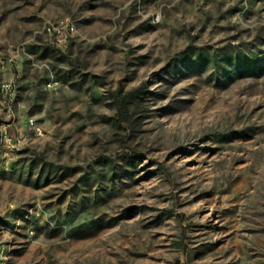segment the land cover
<instances>
[{
    "label": "rangeland",
    "instance_id": "rangeland-1",
    "mask_svg": "<svg viewBox=\"0 0 264 264\" xmlns=\"http://www.w3.org/2000/svg\"><path fill=\"white\" fill-rule=\"evenodd\" d=\"M0 264H264V0H0Z\"/></svg>",
    "mask_w": 264,
    "mask_h": 264
},
{
    "label": "built area",
    "instance_id": "built-area-1",
    "mask_svg": "<svg viewBox=\"0 0 264 264\" xmlns=\"http://www.w3.org/2000/svg\"><path fill=\"white\" fill-rule=\"evenodd\" d=\"M12 87H13L12 84L4 86V88H12ZM31 124H32V126L36 132V135L43 136V130L41 128L37 127V125L34 122H31Z\"/></svg>",
    "mask_w": 264,
    "mask_h": 264
}]
</instances>
